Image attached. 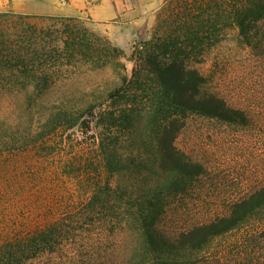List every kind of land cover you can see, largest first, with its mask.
Masks as SVG:
<instances>
[{"label":"rangeland","instance_id":"rangeland-1","mask_svg":"<svg viewBox=\"0 0 264 264\" xmlns=\"http://www.w3.org/2000/svg\"><path fill=\"white\" fill-rule=\"evenodd\" d=\"M49 1L52 0H0V11L77 17L90 29L108 36L128 56L143 50L149 41L170 42L163 56L174 57L184 49L185 54L179 55L188 56L207 77V90L245 114V123L200 113H189L177 122L181 127L176 145L201 163L205 172L163 193L164 209L155 217L162 236L177 241L193 226L228 215L234 204L264 186V14L246 18L242 27L227 26L224 19L210 27L212 21L204 16L203 28L196 27L200 38L192 41L194 30L188 27L179 4L197 0H154L156 7L135 35L129 37L120 28L115 37L89 12L58 15L35 11L36 4ZM53 1L77 8L83 1L92 7L98 0ZM203 1L207 0H200ZM121 20L117 17L109 23ZM45 24L62 27L60 20H46ZM181 46L183 49H178ZM122 60L126 61V72L132 75L135 60ZM112 72L111 66L99 69L85 61L59 64L54 82L44 94V104L51 107L61 102L80 103L85 111L83 120L90 126L61 130L32 153L19 150L17 165L8 162V155L0 151V255L9 245L15 248L38 231L64 224L51 244L43 245L46 251L27 260L14 259V263L1 259L0 264L134 261L142 241L133 216L132 204L140 194L136 188L154 185L160 173L151 146L153 133L148 131L144 138L129 135L128 121L119 120L123 121L122 113L130 105L123 100H106V89L114 78ZM2 97L1 119L14 120L13 114L19 109ZM90 102L94 111L87 109ZM105 112L114 113L112 126L104 119ZM102 139L116 145L120 163L115 174L104 171V161L98 159ZM97 186L105 190L104 195L96 197L99 213L88 214L82 207L95 197ZM157 256L143 264H167ZM191 258L176 264H264V208L238 227L212 238Z\"/></svg>","mask_w":264,"mask_h":264},{"label":"trees","instance_id":"trees-1","mask_svg":"<svg viewBox=\"0 0 264 264\" xmlns=\"http://www.w3.org/2000/svg\"><path fill=\"white\" fill-rule=\"evenodd\" d=\"M179 7L188 27L194 30L192 41L200 38L196 27L203 28L201 19L204 16L212 21L210 27L223 23L220 19H224L223 24L227 26L242 27L246 18L264 14V0H197L180 3ZM46 20H60L62 27L46 25ZM169 45L170 42H160V39L157 43L149 41L143 50L128 56L125 49L108 36L90 29L77 17L0 11V100L4 96L12 107L19 109L13 114L14 120L0 117V151L8 155V162L17 165L19 150L32 153L61 130L67 132L83 125L90 126L83 120L85 111L81 110L80 103L61 102L51 107L44 104V94L54 82L59 64L64 62L85 61L99 69L111 66L114 78L106 89V100H123L130 105L122 113L120 123L127 120L131 126L129 135L136 138H144L148 131L153 133L151 146L160 179L154 185L136 188L140 194L132 204L133 216L142 241L131 264L146 263L157 255L167 264L191 261L212 238L238 227L264 208L263 186L234 204L228 215L193 226L182 232L177 241L165 238L156 228L155 217L164 209L163 193L205 172L201 163L176 145L181 127L177 122L189 113L233 123L247 120L243 111L207 90V77L188 56L179 55L185 54L182 46L177 56H163L162 52ZM122 58L135 60L132 75L126 72V61ZM92 103L87 108L89 111H94ZM103 117L111 126L116 120L113 112H105ZM108 141L102 139L98 159L104 161V171L115 174L120 160L115 152L116 145ZM104 193L105 190L97 186L95 197L86 202L82 210L88 214L99 213L96 197ZM59 227L63 229V222ZM59 227L54 224L38 231L15 248L9 245L4 248L0 260L14 263V259L27 260L39 255L46 251L43 245L51 244Z\"/></svg>","mask_w":264,"mask_h":264},{"label":"crops","instance_id":"crops-1","mask_svg":"<svg viewBox=\"0 0 264 264\" xmlns=\"http://www.w3.org/2000/svg\"><path fill=\"white\" fill-rule=\"evenodd\" d=\"M40 6L36 4V10L43 13H53L58 15H76L90 13L93 19L105 29L108 34L117 32L123 28L125 35H135L141 25L144 24L147 14L152 12L156 7L157 1L154 0H98L92 7L87 5V2L79 4L78 7H65L58 4L56 1H49ZM29 10V9H27ZM34 10V9H33ZM121 17V21L111 20ZM109 29V30H108ZM118 34L115 33V37Z\"/></svg>","mask_w":264,"mask_h":264}]
</instances>
